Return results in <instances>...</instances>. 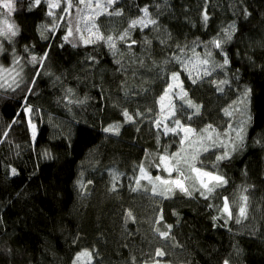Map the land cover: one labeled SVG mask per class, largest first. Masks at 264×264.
Wrapping results in <instances>:
<instances>
[{"label":"trees","instance_id":"obj_1","mask_svg":"<svg viewBox=\"0 0 264 264\" xmlns=\"http://www.w3.org/2000/svg\"><path fill=\"white\" fill-rule=\"evenodd\" d=\"M28 2L17 3L19 10L10 17L0 7V25L7 19L20 29L13 40L0 37V62L10 68L13 57H20L24 77L15 91L8 87L11 80L0 84V264H73L83 250L95 254L86 264H131L133 257L135 264H223L226 259L264 264V0H169V9L159 17L161 29L130 30V39L117 42L116 53L103 42L85 45L75 31L64 41L83 15L76 7L44 39L41 32L52 20L47 4L28 11ZM153 2L116 0L112 8L122 15H101L97 24L104 35L118 36L142 15L140 8L148 5L154 13ZM205 6L206 25L201 18ZM233 23L232 41L214 48L209 42L223 37V29ZM132 40L138 43L129 47ZM46 51L42 65L29 63L32 55ZM208 51L210 63L201 66L195 54L203 58ZM225 53L230 63L220 68ZM172 73L179 74L186 99L200 106L195 114L185 100L170 95L174 120L181 125L199 134L211 125L214 131L207 134L230 149L224 133L235 138L234 130L247 121L243 146L230 160L213 168L225 149L212 141L198 157L203 161L198 167L218 171L228 181L209 199L198 192L189 197L177 191L164 198L149 187L134 191L135 183L126 178L116 183L108 171L114 167L133 175L144 164L153 175L167 178L162 165H156L167 147L162 137L175 133H165V125H172L157 127L155 122L168 111L165 102L161 109L160 97L169 84L175 85ZM33 78L35 84L29 83ZM222 80L228 83L220 85L221 91L217 84ZM28 87L33 89L28 103L37 110L32 117L35 140L21 108L22 89ZM244 88L251 93L241 120L236 110ZM175 90L179 97L180 89ZM110 125L118 132H105ZM242 194L249 196L248 219L225 225L223 197L235 216ZM165 225L172 226L167 239L154 230L167 231ZM158 249L164 256L155 255Z\"/></svg>","mask_w":264,"mask_h":264},{"label":"snow or ice","instance_id":"obj_2","mask_svg":"<svg viewBox=\"0 0 264 264\" xmlns=\"http://www.w3.org/2000/svg\"><path fill=\"white\" fill-rule=\"evenodd\" d=\"M21 0H3V3L0 4V7L3 9H6V15L9 17L13 12L18 11L19 9L16 8V4L20 3ZM46 3L48 7V11L46 12V15L51 17V27H48V25L44 26V31L41 32V36L44 39H48V36L45 35V32H51L54 33L56 31V28L58 27L56 20L57 19H64L63 15H60L59 17L56 16V14L51 11L52 9L60 8L61 7V0H29L27 10L32 11L34 8L39 7L41 4ZM63 3L66 5L64 7L63 12L70 14V9L73 7H76L81 13H84L85 10H87L86 15H82L80 20L76 22V27L73 30L72 27L68 28L67 34L63 37L64 41H69V37L74 35L75 33H81L80 23L83 22L85 25V31H87L88 36L87 38L84 35H80V40L85 44H95L97 42H103L107 44L108 48L113 51V53H116L118 51L117 49V42L118 41H126L130 39V30L136 29L137 27L140 28L141 31L143 29L148 28L151 26L154 30L159 31L161 29V25L159 23V17L163 15L170 7L169 0H160V2H156L154 0L152 7L155 8V12H150L149 8L150 6L146 5L143 8H140L139 11L142 13L139 17L132 19L129 22L128 28L124 29L118 36L113 35H104L101 32L100 26L96 23L97 19L101 15H122L120 11L115 10L112 8V6L116 3V0H63ZM80 5H84V8H80ZM112 8V11H109V9ZM244 15L247 17L250 15V13L247 12L246 9H244ZM202 21L206 25L209 20V15L206 10L202 12ZM19 27L14 22H9V20L5 19L2 22V25H0V37H4L8 40H13L16 36L19 35ZM236 32V26L235 23L228 25L225 29H223V37L220 38H214L211 43L214 48L216 49H223L224 44L229 43L232 41L233 36ZM219 36V34H218ZM138 43L135 40L131 41V44H129V47L131 45ZM143 43L146 46L151 45V41L147 38L144 39ZM163 43V41H161ZM63 45H61L62 47ZM75 46V45H74ZM27 50V49H26ZM4 51V48L2 45H0V53ZM192 51L195 53V49L193 48ZM197 57V60L201 66L207 65L210 63V58L212 57V52L208 51L205 53L204 57L201 58L199 54H195ZM48 58V52L46 51L39 57L36 55H32L29 63H31L34 67L38 65H42L44 61ZM89 61L92 63H95V57H89ZM178 59V58H177ZM119 63V61H117ZM181 63H183L181 61ZM230 63L227 54H224L223 63L217 65L220 68H224ZM6 72L10 77L12 83L8 85L9 88L12 89V91H15L17 88H21L24 84V77L22 75L23 67L21 65V58L14 56L13 57V65L10 68H3V66H0V73ZM40 73L37 72V75ZM210 72L205 71L204 75H210ZM172 80L176 81L179 79L178 73H172ZM193 83H196V80L193 79ZM29 83L35 84V78H33L32 81ZM228 81L222 80L219 81L217 84V88L219 90H223L220 88V85L226 84ZM14 85V87H13ZM2 86V85H0ZM174 88L180 89L179 98L181 100H185L189 108H192L195 110V114H199L200 112V106L193 103L192 100L186 99L187 92L184 91L182 87V82L180 84H169L168 87L165 89L164 94L160 97V103H161V109L164 108V101L165 99L169 98L171 95H177V93L173 92L172 90ZM25 91V95L23 97V103L21 104V108L23 109V114L25 116V119L27 121V124L29 128L31 129V137L33 140L36 138V124L33 123V114L36 113V109L32 107L30 103H28V94L32 93L33 89L31 87H28L26 89H22ZM71 91V90H69ZM251 93V89L244 88L242 90V94L240 97H238V102L240 104L246 103V101L249 99ZM236 103V102H234ZM169 116L167 118H175L177 115V112L175 110V106L171 104V101H169ZM239 110V109H237ZM227 111V110H226ZM231 114V113H228ZM17 116L21 115V113H16ZM126 121H131L133 117L129 115L127 111L123 113ZM176 127L169 128L167 125H165V133L172 132L176 133L177 129L179 128L181 131L185 133L184 138L181 140V144L185 142V140H188L191 135H196V130L191 128L190 126L186 127L184 125H181L179 119L174 120ZM13 124L17 123L16 120H13ZM156 126L160 127L161 121H156ZM247 123V121L241 122V127L238 130H234L236 132L235 138H232L228 133H224L225 136H228V142L231 145V148H228V145H225L223 142H220L219 145H217L216 139L213 138L211 134L207 136H201V141L203 139H208L212 141V146H220L223 147L225 150L220 153L219 155H216L215 162L213 164V168H218L219 164L225 160H230L232 158V153H235L239 151L243 146L244 141V124ZM11 127V125H9ZM231 127V125H229ZM211 131H214L211 129V125H209L207 128L201 130L202 133H210ZM105 132H112L116 131L118 132V127L116 125H110L109 127L104 129ZM5 137H7V132L3 133ZM219 135V134H217ZM203 152H208L209 147L205 146L202 149ZM47 156L48 154L45 153ZM179 157V153L172 154L171 156H164L161 155L158 157L159 164L156 165L159 167L160 165H164V170L169 173V176H171V173L175 171L177 173L176 178L174 179H164L161 176L157 175L154 180L153 177H151L149 174H147L145 168L143 166L139 167L140 177L136 180V188L133 189L134 191L139 189L141 187L140 181L142 179H146L150 184L153 185L152 192L155 195L162 196L164 198H170L172 195H175L178 191L182 195L185 196H193L194 192H198L200 196L204 197L205 199H209L212 197L217 189L225 186L228 181L225 176L221 175L218 171H209L203 167H198L197 164H203L202 160H199V152L191 155L190 157ZM50 158V157H49ZM181 164L185 168L189 170L190 173L195 174L194 176H186L184 171L181 169ZM12 175H17V171L15 168L11 169ZM117 177L114 175L113 179L115 180ZM189 179L193 180V183L191 186H188L187 181ZM156 182H159V190L157 189ZM83 187V185H81ZM249 189L246 187L243 189V193H247ZM249 196L246 194H242L240 196V203L238 206L237 213L233 214L232 205L229 203L228 197H223V205L220 208V211L222 214H224L225 219V225L229 220H232L236 224H242L243 221L248 219V207H249ZM128 218H132L131 212L128 213ZM215 219V218H214ZM163 220V216L161 215L160 220L157 221V223H160ZM165 227L168 229L167 231H161L159 228L154 229L161 238L167 239L170 237V230L171 225H165ZM94 252L91 250H83L77 254L75 257V260L73 261V264H79V261L81 258L85 259H91L94 257ZM156 256H164V252L160 251L159 249L155 253ZM131 264H135V257L132 258ZM146 264V262H145ZM158 264V262H156ZM223 264H230L229 260H225Z\"/></svg>","mask_w":264,"mask_h":264},{"label":"rangeland","instance_id":"obj_3","mask_svg":"<svg viewBox=\"0 0 264 264\" xmlns=\"http://www.w3.org/2000/svg\"><path fill=\"white\" fill-rule=\"evenodd\" d=\"M81 6H82V8H84V5H81ZM64 7H66V5L63 3V0H61V7L60 8H56V9H52L51 11H53L56 14L57 17H59L60 15H63L65 17L66 13L63 12ZM86 13H87V10H85L83 15H86ZM62 20L63 19H57V22H58L57 25L62 23ZM96 23H97V21H96ZM80 28H81V34L84 35L87 38L88 33H87V31L84 30L85 29V25H84L83 22H81ZM0 45H1V42H0ZM2 53H0V59L2 57L1 56ZM0 66H3V68H5V69L8 68V67L2 65L1 62H0ZM10 80H11V77L6 72L0 73V84H6ZM174 82H175V84H179L178 80H176ZM11 83H12V81H11ZM175 89L176 88H174L172 91L178 94L179 91L175 90ZM171 96L173 98H176V99L179 100V97L177 95H171ZM171 96H169V98L165 99V101H164L167 105H169V101H171ZM171 104L176 106V104L173 101H171ZM244 104H240L239 103V105L237 107V109H239V110H236V112L240 116L241 120H242L241 117H244V115H245L244 113L240 112V110L244 108ZM168 116H169V108H168L167 113L163 116V118L161 120L162 123L170 124V125H172V127H176L175 122H174V118H167L166 119V117H168ZM36 135H37V133H36ZM202 135L203 136H207L208 134L207 133L199 134L197 132H196V135H191L190 134V138L188 140H185V142L183 144H181V140L184 138L185 133L178 128L177 132L175 133V136H171L169 138L167 136L162 137L163 138V142H165L166 145H167V147L164 149V154L163 155L164 156H171L172 154L179 153V157H177V159H179L180 157H190L191 155H194V154H196L198 152H199V155H200L201 152L203 153V151H202L203 147H205V146L208 147L209 143H210V140H208V139H203L201 141V136ZM175 137H178V140H176ZM142 166L145 168L147 174H149L151 177H153V180H154V178L157 175H153L152 173H150L149 170L146 168V166L144 164ZM139 167L140 166L137 167V170L134 171L133 175H125L123 172L119 171L118 169H116L114 167L109 168L108 171L111 173L112 176L115 175L117 177L114 180L116 183H123V180L126 178V179L130 180L132 183L136 184L137 178L140 177ZM162 168L164 169V165H162ZM181 169L184 171L186 176H194L195 175L193 173H190L188 169H187L188 172L185 171L183 164H181ZM176 176H177V173L175 171H173L171 173V176H169V173L167 172V178H165V179H170V178L174 179V178H176ZM140 183H141V187H149V188L153 187V185L150 184L146 179H142L140 181ZM191 183H193V180L189 179L187 181L188 186H190ZM156 185H157V189L159 190V187H160L159 186V182H156ZM87 261H88V259L81 258V260L79 261V264H86ZM157 262H158V264H173V263H167V262H164V261H157ZM147 264H156V262L147 263Z\"/></svg>","mask_w":264,"mask_h":264}]
</instances>
